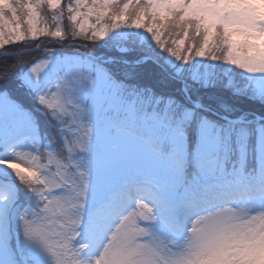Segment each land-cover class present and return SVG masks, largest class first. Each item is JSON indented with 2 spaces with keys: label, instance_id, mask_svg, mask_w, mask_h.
Segmentation results:
<instances>
[{
  "label": "snow or ice",
  "instance_id": "1",
  "mask_svg": "<svg viewBox=\"0 0 264 264\" xmlns=\"http://www.w3.org/2000/svg\"><path fill=\"white\" fill-rule=\"evenodd\" d=\"M15 45L0 264H264V0H0Z\"/></svg>",
  "mask_w": 264,
  "mask_h": 264
},
{
  "label": "trees",
  "instance_id": "2",
  "mask_svg": "<svg viewBox=\"0 0 264 264\" xmlns=\"http://www.w3.org/2000/svg\"><path fill=\"white\" fill-rule=\"evenodd\" d=\"M56 41H59V40H56L54 38H49V37H40L39 40L36 41V42L25 41L24 44L27 46V48L36 47L37 44H39L40 47L51 48V47L57 46V45H55ZM49 42H52L51 43L52 45H49ZM68 42H75V41L69 40ZM76 42L79 43L81 41H76ZM9 50H12V51L22 50V47L20 45H15V46H6L5 49H2V51H9ZM96 51L97 52H102V49L96 48ZM30 54H32V52ZM15 59H16V57H15ZM13 62H14V58H12V57H8L6 59H0V63H5V64L11 65ZM129 70H131V69H129ZM136 71H139V70H136ZM223 72H224V75H225V83H227L228 79H230L231 76L228 73H226L224 69H223ZM231 79H233V78H231ZM244 105H245V103H244ZM255 111L259 112L260 110L256 109Z\"/></svg>",
  "mask_w": 264,
  "mask_h": 264
},
{
  "label": "rangeland",
  "instance_id": "3",
  "mask_svg": "<svg viewBox=\"0 0 264 264\" xmlns=\"http://www.w3.org/2000/svg\"><path fill=\"white\" fill-rule=\"evenodd\" d=\"M63 2L64 3H67L68 2V0H63ZM50 15V14H49ZM65 15L67 16V13L65 12ZM67 20H65L64 21V25H65V28L67 29ZM52 42H49V45H52L51 44ZM70 43V42H69ZM68 43V41H67V44H69ZM73 43H76V41L75 42H73ZM55 45H57L58 47L57 48H60V45H61V42L60 41H56V44ZM29 49H31V48H29ZM51 50H58V49H55V48H53V49H51ZM1 52H3L2 50H0ZM68 51H70V52H72V51H76V49H68ZM32 52V54H28V55H24V56H18V57H16V60H20V61H24V62H29L30 60H31V58H32V56L35 54V51H31ZM30 52V53H31ZM224 70H225V72L226 73H228L230 76H231V78H233V79H235V80H238L239 78H240V73H241V70H239L238 69V73L236 72V70L235 71H233V67L232 66H227V67H225L224 68ZM129 71H136V70H129ZM231 73V74H230ZM244 107L245 108H249V109H252V110H256V109H259L260 110V106L258 105V104H253V103H245V105H244ZM23 166H25V167H27V164L25 163V164H23Z\"/></svg>",
  "mask_w": 264,
  "mask_h": 264
}]
</instances>
